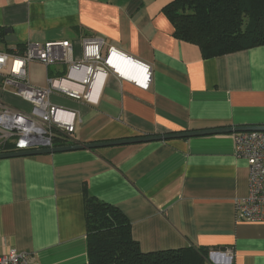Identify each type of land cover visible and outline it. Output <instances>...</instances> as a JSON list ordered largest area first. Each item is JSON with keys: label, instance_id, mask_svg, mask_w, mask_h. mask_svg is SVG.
Masks as SVG:
<instances>
[{"label": "crops", "instance_id": "crops-1", "mask_svg": "<svg viewBox=\"0 0 264 264\" xmlns=\"http://www.w3.org/2000/svg\"><path fill=\"white\" fill-rule=\"evenodd\" d=\"M171 0H0V49L100 36L150 66L147 88L97 76L90 102L59 92L50 104L75 113L65 145L224 126L264 125V45L203 57L173 36ZM64 66H27L32 86ZM1 84V83H0ZM12 88L0 99L27 110ZM248 168L232 133L0 159V255L32 264H86L85 193L116 206L143 252L205 247L204 264H264V222L238 221Z\"/></svg>", "mask_w": 264, "mask_h": 264}, {"label": "built area", "instance_id": "built-area-1", "mask_svg": "<svg viewBox=\"0 0 264 264\" xmlns=\"http://www.w3.org/2000/svg\"><path fill=\"white\" fill-rule=\"evenodd\" d=\"M33 61L46 67L64 66V75L47 78L43 88L32 86L27 66ZM126 62L140 67L141 83L120 73L119 68ZM108 74L146 89L151 69L117 47L107 45L100 36L81 38L78 57L74 56V44L68 40L28 42L21 47L0 49V86L12 88L16 97L29 104L23 110L0 99V153L57 146L55 140L60 133L67 136L73 131L75 113L50 104L49 95L59 92L90 102L96 77ZM232 136L235 155L246 159L248 168L247 194L234 203L236 219L264 222V131L236 132ZM0 264H32V260L29 253L9 250L0 255Z\"/></svg>", "mask_w": 264, "mask_h": 264}, {"label": "trees", "instance_id": "trees-1", "mask_svg": "<svg viewBox=\"0 0 264 264\" xmlns=\"http://www.w3.org/2000/svg\"><path fill=\"white\" fill-rule=\"evenodd\" d=\"M173 36L196 44L203 57L264 45V0H171L162 7ZM55 140L65 145L62 133ZM86 264H204L209 249L140 250L127 219L109 203L85 193Z\"/></svg>", "mask_w": 264, "mask_h": 264}, {"label": "water", "instance_id": "water-1", "mask_svg": "<svg viewBox=\"0 0 264 264\" xmlns=\"http://www.w3.org/2000/svg\"><path fill=\"white\" fill-rule=\"evenodd\" d=\"M246 131H264V125L224 126V127H217V128L204 129V130L173 132V133L160 134V135H146V136L110 140V141L75 143V144H68L62 146L59 145L52 147H40V148L28 149L22 151L0 153V159L11 158V157L36 156L42 154L71 151V150L95 149V148H101L107 146H119L124 144L161 141V140H169L175 138H189V137L209 135V134L236 133V132H246Z\"/></svg>", "mask_w": 264, "mask_h": 264}, {"label": "bare ground", "instance_id": "bare-ground-1", "mask_svg": "<svg viewBox=\"0 0 264 264\" xmlns=\"http://www.w3.org/2000/svg\"><path fill=\"white\" fill-rule=\"evenodd\" d=\"M119 71L124 77L130 80H135L139 83L143 81L141 69L137 64L126 62V65L120 67Z\"/></svg>", "mask_w": 264, "mask_h": 264}]
</instances>
